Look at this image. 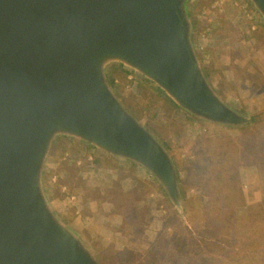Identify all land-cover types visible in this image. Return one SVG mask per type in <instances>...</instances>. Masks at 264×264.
<instances>
[{
  "label": "rangeland",
  "instance_id": "1",
  "mask_svg": "<svg viewBox=\"0 0 264 264\" xmlns=\"http://www.w3.org/2000/svg\"><path fill=\"white\" fill-rule=\"evenodd\" d=\"M185 11L211 89L262 123H210L139 73L108 63L113 94L172 161L180 208L140 165L56 136L42 193L99 264H264V37L254 35L264 20L250 0H186Z\"/></svg>",
  "mask_w": 264,
  "mask_h": 264
},
{
  "label": "water",
  "instance_id": "2",
  "mask_svg": "<svg viewBox=\"0 0 264 264\" xmlns=\"http://www.w3.org/2000/svg\"><path fill=\"white\" fill-rule=\"evenodd\" d=\"M264 20V0H250ZM186 0H0V264H99L41 190L58 135L130 160L180 208L175 168L105 80L118 62L210 123H250L201 71Z\"/></svg>",
  "mask_w": 264,
  "mask_h": 264
},
{
  "label": "trees",
  "instance_id": "3",
  "mask_svg": "<svg viewBox=\"0 0 264 264\" xmlns=\"http://www.w3.org/2000/svg\"><path fill=\"white\" fill-rule=\"evenodd\" d=\"M254 35H255V38H257V39L264 37V27L258 26V29ZM110 84L113 85V80L110 81ZM262 120H263V118L260 117L259 115H254V116H252V119H251L253 125L257 124V123H262Z\"/></svg>",
  "mask_w": 264,
  "mask_h": 264
},
{
  "label": "built area",
  "instance_id": "4",
  "mask_svg": "<svg viewBox=\"0 0 264 264\" xmlns=\"http://www.w3.org/2000/svg\"><path fill=\"white\" fill-rule=\"evenodd\" d=\"M252 29H254V27L252 26Z\"/></svg>",
  "mask_w": 264,
  "mask_h": 264
}]
</instances>
